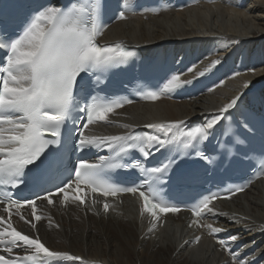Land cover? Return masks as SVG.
<instances>
[{
  "label": "bare ground",
  "instance_id": "1",
  "mask_svg": "<svg viewBox=\"0 0 264 264\" xmlns=\"http://www.w3.org/2000/svg\"><path fill=\"white\" fill-rule=\"evenodd\" d=\"M40 36L36 30L22 43L20 61L32 56ZM103 40L152 54L166 43L168 50L173 46L184 55L193 50V65L175 75L165 91L211 71L226 70L228 75L194 100L175 102L160 94L105 115L90 128L92 135L98 128L105 134L121 133L139 125L197 116L213 125L236 104L264 99V0H199L181 10L168 4L157 14L122 17L104 33ZM28 75L24 72L16 79L27 81ZM88 208L92 210L71 205L67 211L59 206L48 209L47 221L37 226L42 241L55 251L81 256L82 264L91 260L102 264H239L207 239L189 246L187 238L193 230L185 214L169 216L163 227L151 231L134 196H123L121 203L111 200L108 212L102 213L98 205ZM208 210L207 227L236 229L233 237L243 238L245 245L258 243L264 258V177ZM23 226L34 232L31 226Z\"/></svg>",
  "mask_w": 264,
  "mask_h": 264
}]
</instances>
